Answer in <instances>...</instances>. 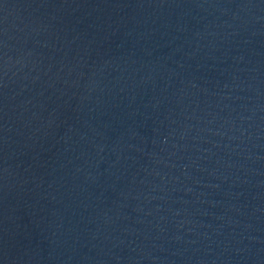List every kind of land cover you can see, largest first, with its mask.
Returning a JSON list of instances; mask_svg holds the SVG:
<instances>
[{"label":"water","instance_id":"water-1","mask_svg":"<svg viewBox=\"0 0 264 264\" xmlns=\"http://www.w3.org/2000/svg\"><path fill=\"white\" fill-rule=\"evenodd\" d=\"M0 264H264V0H0Z\"/></svg>","mask_w":264,"mask_h":264}]
</instances>
